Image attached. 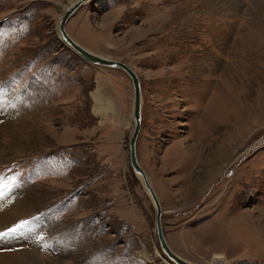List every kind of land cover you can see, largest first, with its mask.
Instances as JSON below:
<instances>
[{"label":"rangeland","instance_id":"374dc122","mask_svg":"<svg viewBox=\"0 0 264 264\" xmlns=\"http://www.w3.org/2000/svg\"><path fill=\"white\" fill-rule=\"evenodd\" d=\"M75 1L0 0V201L33 212L0 251L27 244L36 264H176L130 164L132 80L61 38ZM66 30L140 77L137 156L172 250L185 230L206 236L228 217L244 227L240 238L219 230L233 250L180 256L264 264V0H92Z\"/></svg>","mask_w":264,"mask_h":264},{"label":"water","instance_id":"95a60500","mask_svg":"<svg viewBox=\"0 0 264 264\" xmlns=\"http://www.w3.org/2000/svg\"><path fill=\"white\" fill-rule=\"evenodd\" d=\"M92 0H76L73 5L64 12L62 17L59 21V29L62 33L63 37L65 38L68 43L72 45V49L76 51L78 54H80L83 58L88 60L90 63L95 65H105L109 67H116L123 71H125L130 79L132 80L133 86H134V112L133 116L135 119V127L132 134V137L130 139V164L132 165L134 171L137 173V175L141 178L144 187L146 188L148 194L150 195L152 201L155 204L156 207V228L158 237L161 243V246L165 253L168 255V257L173 260L176 264H194L184 258H182L180 255L175 253L170 245L168 244L164 229L162 225V205L160 202V199L154 190V187L150 181V178L146 171L143 169L141 164L139 163L138 156H137V139L141 130V120H142V88H141V80L136 72V70L126 62L116 60V59H110L105 58L102 56H99L97 54H94L90 51H88L86 48L81 46L79 43H77L67 32L66 30V23L70 19V17L84 4L90 2Z\"/></svg>","mask_w":264,"mask_h":264},{"label":"bare ground","instance_id":"6f19581e","mask_svg":"<svg viewBox=\"0 0 264 264\" xmlns=\"http://www.w3.org/2000/svg\"><path fill=\"white\" fill-rule=\"evenodd\" d=\"M72 5L73 4H71V6ZM60 34L62 36L61 37L62 40L68 46H70L72 48V45L70 43H68V41L65 40V38L63 37L61 32H60ZM140 178H141V176H140ZM2 198L9 199V202L5 203L4 201H0V204H1V206H0V233H3V235H0V249L5 247L6 245L12 243V242H8L7 241V239H9L10 231H15L16 234H19L20 231L22 232L21 227H23L22 226L23 221L25 219H27L33 213V212L31 213L29 209L21 206V204H20V202L18 201L17 198L5 197V196H2ZM33 225H34V221L31 224L29 223L27 225V230L29 231L30 227L33 226ZM29 234L31 235V237H33L37 233H35V231H34L33 233L31 232ZM165 238H166V236H165ZM11 240H13V239H11ZM18 246L20 248H22L23 250L17 251V252H13V253H4V254L0 251V264H16V257H17L18 254H21L24 257L23 258L24 259V264H36L35 262H33V260L37 261V258H36L35 255L33 256L34 259L32 260L33 248L31 250L27 251V249H28V245L27 244L22 243V244H18ZM7 248L11 249V247H7ZM34 248H36V246H34ZM220 264H225V263L221 262Z\"/></svg>","mask_w":264,"mask_h":264},{"label":"crops","instance_id":"0c3cea01","mask_svg":"<svg viewBox=\"0 0 264 264\" xmlns=\"http://www.w3.org/2000/svg\"><path fill=\"white\" fill-rule=\"evenodd\" d=\"M234 218H226L225 220L219 221V224L221 225L222 229H229L231 230L230 233L234 236H237L240 238V235L243 233V223H241L242 225H238L239 227V231L236 232V225H235V220H233ZM218 224V225H219ZM246 225V224H244ZM199 228H201V226H199ZM204 228V227H202ZM220 228V229H221ZM219 227L216 226V228L214 230H209L208 229V233L209 234H204L206 236H203V234H199V233H195V235L189 233L188 234V230H185L186 234H182L180 236V246L176 247V250H178L176 253L177 254H183L184 249L186 248H190V246L194 249V250H198L202 253H204L206 255V253H211L212 250L213 251H219V250H223V251H231L234 249V243H235V239L230 237L228 235V233L225 232H220ZM206 230V228H205ZM219 231V232H218ZM206 232V231H205ZM218 232V233H217ZM213 234V235H212ZM238 234V235H237ZM231 235V236H232ZM203 236V237H202ZM167 240V238H166ZM216 256H223L224 258H220L218 260H225V264H227V258L225 256V253H215L214 254V263H216L217 259L215 260Z\"/></svg>","mask_w":264,"mask_h":264},{"label":"snow or ice","instance_id":"6c2138e0","mask_svg":"<svg viewBox=\"0 0 264 264\" xmlns=\"http://www.w3.org/2000/svg\"><path fill=\"white\" fill-rule=\"evenodd\" d=\"M0 235H3V233H0Z\"/></svg>","mask_w":264,"mask_h":264}]
</instances>
